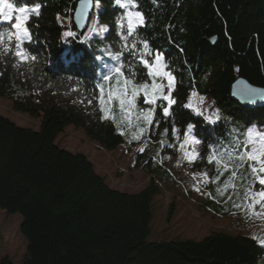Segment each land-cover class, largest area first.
I'll return each mask as SVG.
<instances>
[{
  "label": "trees",
  "instance_id": "16d2710c",
  "mask_svg": "<svg viewBox=\"0 0 264 264\" xmlns=\"http://www.w3.org/2000/svg\"><path fill=\"white\" fill-rule=\"evenodd\" d=\"M78 1L27 0L29 6H43L40 18L30 21V26L38 25L32 28L37 39L25 45L37 60L14 66L17 58L11 53L0 56V97L11 100L16 111L40 119L34 129L0 113V208L22 215L21 232L36 254L31 264H264L258 239L225 231L201 239L149 240L153 201L160 192L155 179L137 192L114 188L86 154L57 144L69 124L83 128L106 150L141 141L127 129L120 135L112 122L99 119L95 100L87 103L96 95L103 65L116 63L107 55L94 58L106 46L112 52L120 49L113 20L121 9L112 0H99L98 20L111 29L103 43L89 39V30L80 32L74 23L77 36L64 37L65 26L57 17L72 19ZM139 3L146 19L139 35L164 53L177 80L174 115L158 116L159 125L147 134H158L159 147L175 153L186 126L193 124V134L202 141L203 158L195 161L196 167L216 169L207 161L208 145L264 121V105L242 104L232 94L238 77L264 87V0ZM138 72L140 82L139 66ZM192 90L217 101L220 120L210 123L183 107ZM138 105L146 107L142 99ZM166 128L169 132L162 135ZM146 169L157 177L151 164ZM209 203L216 212H229ZM0 264L13 262L2 257Z\"/></svg>",
  "mask_w": 264,
  "mask_h": 264
},
{
  "label": "snow or ice",
  "instance_id": "6c2138e0",
  "mask_svg": "<svg viewBox=\"0 0 264 264\" xmlns=\"http://www.w3.org/2000/svg\"><path fill=\"white\" fill-rule=\"evenodd\" d=\"M152 2L157 4V0ZM112 3L114 7L121 9L113 20L120 49L112 52L109 50L111 46H106L101 51V57L94 58L102 59L107 55L116 63L112 66L103 65L104 71L98 77L100 83L95 86L96 95L88 99L87 103L92 105L95 100L99 119L112 122L120 135H125L127 129L133 140H140L146 131L159 125L158 116L170 119L174 115L173 106L177 104V100L173 94L177 91V80L164 53L153 49L149 41L139 35L140 30L146 26L139 0H112ZM80 5L82 10L91 9L99 6V0H80ZM42 7L41 3L29 6L27 0H0V25H6L0 28V56L7 57L11 53L17 58L14 66L37 60L25 45L37 39L32 28L38 25L30 26V21L33 17L40 18ZM110 31L108 24H100L98 18L93 16L87 35L89 39H99L103 43ZM63 35L77 36L72 30H66ZM125 53L132 58L131 61L126 62L128 57H125ZM138 66L142 69L140 82L137 81L140 74ZM193 97L198 98L196 103L193 102ZM141 99L146 107H139L138 101ZM203 102L204 97L193 91L183 107L204 116L210 123L220 120L218 110L205 116V109L201 107ZM194 127L191 123L186 126L180 144L189 163L203 158L197 147L202 141L193 134ZM168 132L169 129L166 128L162 135ZM178 132L173 125L172 133ZM208 148V163L214 164L220 175L224 171H231L229 180L225 182L226 187L230 185L235 189L237 185L232 180L243 179L239 176L240 170L245 164L248 166L252 181L244 186L242 202L234 203L233 207L255 216L264 213V128L249 126L235 138L229 136L218 139L216 144L208 145ZM140 151H144V148ZM201 175L208 177L206 172ZM256 184L259 185V190H255ZM217 191L223 195L219 188ZM252 238L257 239L255 236ZM258 243L264 246V238L259 239Z\"/></svg>",
  "mask_w": 264,
  "mask_h": 264
},
{
  "label": "rangeland",
  "instance_id": "374dc122",
  "mask_svg": "<svg viewBox=\"0 0 264 264\" xmlns=\"http://www.w3.org/2000/svg\"><path fill=\"white\" fill-rule=\"evenodd\" d=\"M97 12L96 7L89 21L88 30L93 16L97 17ZM59 21L65 26L63 33L66 30L73 31V21L70 17H59ZM199 96L204 97L201 107L205 109V116L217 110L220 115V109L214 98L209 95L199 94ZM192 99L196 103L198 98ZM0 113L18 125L34 129L40 127L39 118L16 111L12 101L3 97H0ZM252 125L264 128V121L248 124L245 129ZM245 129L238 130L237 134ZM159 139L158 134L153 136L146 131L135 147L124 143L114 150H106L97 141L90 139L83 128L69 124L59 133L56 142L72 152L86 154L93 162L96 171L114 188L137 192L144 188L151 178L155 179L160 192L153 201L149 240L201 239L214 231H225L247 237L255 236L258 240L264 238V213L255 216L233 207L234 203L242 202L244 186L249 183L247 164L239 175L243 179L232 180V183L237 185L233 189L230 185L225 186L231 171H224L223 175H220L216 169L196 167L195 162L189 163L185 158L180 145L174 153L160 148ZM142 147L144 151H140ZM197 147L200 150V146ZM147 164L152 165L157 177L146 169ZM205 172L208 173L207 178L201 175ZM218 188L223 195L217 191ZM254 188L259 190V185H254ZM210 201L228 209L229 212L214 211ZM171 208L174 210L172 215H170ZM22 221L23 217L20 213H9L0 208V258L8 257L13 264H31L36 257L21 232Z\"/></svg>",
  "mask_w": 264,
  "mask_h": 264
},
{
  "label": "water",
  "instance_id": "95a60500",
  "mask_svg": "<svg viewBox=\"0 0 264 264\" xmlns=\"http://www.w3.org/2000/svg\"><path fill=\"white\" fill-rule=\"evenodd\" d=\"M95 7L82 10L80 0L77 2L72 21L78 31L84 32L88 28L89 21ZM233 98L248 106L264 105V87L255 85L244 77H238L232 86Z\"/></svg>",
  "mask_w": 264,
  "mask_h": 264
}]
</instances>
